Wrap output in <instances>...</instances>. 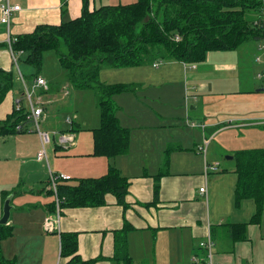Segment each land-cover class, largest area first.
Wrapping results in <instances>:
<instances>
[{
  "label": "crops",
  "instance_id": "1",
  "mask_svg": "<svg viewBox=\"0 0 264 264\" xmlns=\"http://www.w3.org/2000/svg\"><path fill=\"white\" fill-rule=\"evenodd\" d=\"M9 1L19 5L20 10L12 15L9 32L7 26L0 23V69L5 71H12L14 64L8 51V38L30 33L39 24L58 25L74 20L81 15L83 7V0ZM133 1L87 0V9ZM259 42V39L243 42L234 49L215 51L216 55L209 52L199 63L181 60L164 63L159 59L110 68L122 71L124 77L119 79L107 78L103 70L101 82L130 85L129 89L112 95L118 122L129 131L128 149L122 154L108 158L92 155V130L100 125V112L95 104L92 118L86 119L87 116H83L76 106L75 127L52 128L57 134L74 136L72 145L63 146L56 139L58 147L47 151L50 170L69 176L61 180L62 184L76 185L81 178L99 177L109 166L116 168L129 181L126 208L107 193L104 204L62 209L60 232L76 233L77 254L83 260L98 257L94 264H114L111 258L114 231L122 229L128 222L132 229L127 233V251L134 264H147V260L148 264H200L204 251L200 249L199 241L208 233L214 243L211 253L218 263L264 264V209L260 222L251 223L255 213L254 201L245 198L238 205L233 201L237 180L234 162L225 166L219 161L209 164L206 155V145L228 129H257L260 131L258 136L264 140V83L257 77L263 68L253 72ZM19 55L24 58L23 52L18 53V58ZM257 63L263 64L262 61ZM25 67L21 71L24 81L17 76L14 88L0 103V121L11 113L17 102L26 106L25 89L33 92L30 93L42 108L45 120L49 104H67L63 101L67 96H64L69 93L70 97L73 93L72 90L65 91L64 81L57 85L53 77L42 72L35 74L30 66L25 64ZM37 76L46 80L47 89L35 85ZM63 76L66 79L65 71ZM174 78L181 97L184 95V102L180 103L182 112L172 109ZM20 92L21 98H18ZM181 117L185 125L181 124ZM31 123L26 126L28 130ZM28 130L0 135V141L13 142L12 150L0 155V217L4 198L9 195L11 209L7 224L13 228L12 235L1 241L0 248L3 257L15 259V264H64L67 258H61L60 252L59 258L56 257L54 233L44 235L41 232L45 231L43 220L50 212L54 196L51 200L41 193L49 183L48 167L40 176L38 166L33 171L26 166L31 158L38 164L44 163L35 158L38 135ZM208 137H212L210 142ZM204 142L205 148L199 147ZM247 146L246 142L241 144V148ZM216 147L223 148L219 143ZM174 148L178 151L175 149L176 152L170 154ZM197 149L203 152V157ZM54 157L61 158L56 160ZM12 158L18 164L8 178L6 163ZM24 166L25 171H22ZM22 172L25 176L14 189ZM203 185L207 197L200 193ZM7 186L12 189L1 191ZM45 190V195L51 197L50 190ZM237 223H248L247 239L232 237L229 225ZM57 237L60 242L58 234ZM47 241L52 247L50 253L29 254L27 246L44 245Z\"/></svg>",
  "mask_w": 264,
  "mask_h": 264
},
{
  "label": "trees",
  "instance_id": "2",
  "mask_svg": "<svg viewBox=\"0 0 264 264\" xmlns=\"http://www.w3.org/2000/svg\"><path fill=\"white\" fill-rule=\"evenodd\" d=\"M261 0H136L127 4L101 5L87 9L83 0L81 15L58 25L39 24L30 33L18 35L12 43L15 52H23V62L39 73L43 53L54 51L67 81L77 88H92L97 96L100 125L94 128V156L114 157L127 151L129 131L120 126L112 95L130 88L125 83H103L99 72L104 63L115 67L134 66L159 59L199 63L209 52L234 49L243 42L261 37L254 24L262 8ZM175 36L180 39L175 40ZM20 61H22L19 55ZM18 58V60H19ZM23 75V74H22ZM24 76V75H23ZM15 73L0 69V103L13 87ZM24 106L13 108L0 121V135L28 130ZM237 175L233 201L251 198L255 213L250 222L258 223L264 204V147L238 150L233 154ZM49 178V177H48ZM129 181L113 166L95 178H81L76 185L58 181L62 208L98 206L105 195L127 207L125 197ZM54 199L50 211L54 209ZM248 223L227 224L234 239H247ZM128 222L114 231V264H134L127 251ZM9 224H0L1 241L12 235ZM59 252L64 264H94L99 258L83 260L77 254L75 232H59ZM3 257L0 264H15Z\"/></svg>",
  "mask_w": 264,
  "mask_h": 264
},
{
  "label": "rangeland",
  "instance_id": "3",
  "mask_svg": "<svg viewBox=\"0 0 264 264\" xmlns=\"http://www.w3.org/2000/svg\"><path fill=\"white\" fill-rule=\"evenodd\" d=\"M175 38L180 39L179 36H175ZM209 54H211V55L215 54L216 55V52L213 51V52H210ZM170 60H176V59H162V62L165 63L166 61H170ZM253 64H255L253 72L256 73L257 70H259V69H261V67H263L264 62L261 66L257 62H255ZM12 65H13L12 72L15 73V75H16V77H14L13 79L16 80L17 76H18V70L23 71L27 67H25V63L20 61V58L18 60V68L15 65V63ZM26 65L30 66L34 72L36 71V69L33 66H31L29 64H26ZM101 67L102 68H101V71L99 73V79L100 80H103L101 78V76H102L101 72L103 70L105 72L104 75H106V77L109 79H119V78L124 77V74H121L122 71H118L117 69H110V68L114 67L111 64L104 63ZM39 70H40L39 71L40 73L42 72L43 74H45L48 77H53L54 83L57 85L63 83V81H64L65 82L64 83V85H65L64 89L66 88L65 91L66 90L67 91L72 90V92H73L70 96L72 98L69 97V93L64 96V97L67 96V98L63 100V101H66L67 104L62 103L61 105H58L57 103H53V104H49L47 106V110H48L47 119L45 120L44 119L45 117L42 118L43 116L39 119L40 128L42 130H47L51 133L53 131L52 128H59V127L64 128L66 126L69 129L70 128L72 129L73 127H75L76 121H77L76 120V109H77L76 106H78V110L81 111V114L83 116H87V117H85L86 119L91 117L92 108H93L94 104L96 105L97 109L99 108L98 104H97V96H96L94 89H92V88L91 89L90 88H77L76 89V87H74L72 84H70L67 81V79H65V76H63L64 71L59 67V65L57 63V57H56V54L54 53V51L47 49V51H45L43 53V60H42V63H41ZM60 77H63L64 80H63V78L61 80H59ZM172 81L174 83L173 91H172L173 98L171 101L172 107H174V108H172V109L175 111H177V110L181 111V109H180L181 104L180 103L184 102V95L181 97L182 94L180 92V89L177 88V86H175L177 79L174 78ZM256 81L258 83V80H256ZM30 92L33 94L32 91H30ZM75 92H76V94H75ZM18 98H21V92H20V95H18ZM73 99H75L74 103L72 102ZM68 119L70 121H68ZM184 121H185L184 118L181 117V124L185 125ZM82 123H83V120H82ZM29 126H30L29 130L30 131L33 130V132H34V129H35L34 124L31 123ZM262 129L264 130V127H262ZM29 130H28V132H29ZM258 134H260V131L257 129H253V130L228 129V130L223 131L220 135H218L211 142V144L208 143L209 146H208V144L206 145L208 147V148H206V150H207L206 151L207 161L209 162V164H213L214 161H219L222 166L228 165V164H230V162H234L233 160L226 159L225 156L233 155L234 153H236L238 151V149L239 150L253 149V147L254 148L257 146L261 147L262 145H264V140H262V138L260 137V135L258 136ZM210 138H212V137H208L209 142H210ZM245 142H246V145H248V146L245 148L244 147L241 148V144H243V143L245 144ZM217 143H219L223 148L220 149V148L216 147ZM56 146L58 147V144L56 142V138H53L52 142L46 147V151H49V150L51 151V149L53 151V148H55ZM200 146H203L205 148V142L202 143L201 145H199V147ZM12 148H13V142L11 140L5 141V142L0 141V155L3 154L4 151H6L5 153L9 152V150L11 151ZM175 149L176 148L172 149L170 151V154L171 153L173 154L174 152H176L177 149L176 150ZM56 151H57V149H56ZM197 152L203 157V152L201 150L197 149ZM10 155H12V154H10ZM54 155H56V154H54ZM47 156H48V154H47ZM10 157H12V156H10ZM54 158L56 160H58L61 157H54ZM48 160H49V158H48ZM17 164H18L17 161H15L13 158L10 159V162L6 163V166H7L6 169L8 170V178H10L12 173L15 171ZM40 165L41 164L36 163L33 158L29 159L28 163L26 164V166L30 167V169L32 171L34 170L35 166H38L40 168L39 174H40V176H43L47 171V168H46L47 166H46L45 162L43 163V165H41L42 167H40ZM26 166H24L22 168V171H25ZM51 166L54 168V165L52 162H51ZM45 168H46V170H45ZM172 168L173 167H171V169ZM23 173L24 172H22V174L19 176L20 178H19V181L17 182V184H15L13 186L14 189H17L18 186L20 185V179L25 176V174H23ZM37 179L39 180V176L37 177ZM39 184H41V183H39ZM41 185H43V184H41ZM41 188H42V186H41ZM11 189H12V186H7V187H4L3 190H1V191L4 192L6 190H11ZM45 189H49V186L47 185ZM45 189H42L41 193L44 194L45 198H49L52 200V194L50 193L51 197L48 195H45L46 194ZM8 196L9 195H6L4 200ZM41 232L44 235L50 234L49 232H43V231H41ZM53 236H55L57 239V241L55 240L54 245H56L55 246V253L57 254L56 257L59 258V240L57 237V233H54ZM27 249H28L29 254L34 253V255H36V256H39L42 252L50 253L52 251V247L50 246V242H48V241L44 245L37 244V245L27 246ZM27 263L28 262H25L24 264H27ZM147 264H148V260H147ZM149 264H150V262H149Z\"/></svg>",
  "mask_w": 264,
  "mask_h": 264
},
{
  "label": "built area",
  "instance_id": "4",
  "mask_svg": "<svg viewBox=\"0 0 264 264\" xmlns=\"http://www.w3.org/2000/svg\"><path fill=\"white\" fill-rule=\"evenodd\" d=\"M261 1L263 4H262L261 10L259 11L260 14L258 18L254 21V24H256V26L261 28L260 30L261 37L259 38L261 42H259L257 45L258 53L255 56V60L257 62H261V61L264 62V0H261ZM19 7H20L19 5L12 4L9 0H1L0 2V23L7 26L8 32L10 31L9 26H10L12 15L17 10L18 11L20 10ZM14 40L15 38L13 39L8 38L7 40L8 48H9L8 51H10L13 62L18 68V53L19 52H15L12 48V43ZM175 40H178V39L175 38ZM262 68L263 69L257 73V77L261 80V82L264 83V67ZM18 77L21 78L22 82L24 81L21 70H18ZM34 81H35V85L40 86L43 89H47V82L42 76L35 77ZM24 97L26 99V103H25L26 106L24 107L26 108L28 112L26 118L34 124L35 126L34 131L38 135V139H39V147L36 151L35 158L37 161L45 162L46 166L49 168L48 186H49L50 193L54 196V203H55L54 209L53 211L48 212L45 215L44 220H43V228L45 230L44 232L59 233L60 232V217H61V212L63 208L61 205V202H62L61 197H59L58 195V181L66 180L69 178V176L63 173H55L50 170L46 147L52 142L53 138H56L57 142L60 144H63V146L72 145L74 143V136L68 133L57 134L56 132L50 133L47 130H42L40 128V123H39V119L42 117V112H43L42 108L38 106L37 103H35L31 93L27 89H25L24 91ZM21 106L23 105L17 102L14 107L16 109H19L21 108ZM68 121L70 120L68 119ZM200 193L207 197V189L205 185H203L200 188ZM213 245L214 243L209 233L204 239L199 241V247L200 249L204 251V258L201 260L200 264H220L214 259L213 254L211 253ZM193 261L197 263L196 258H193Z\"/></svg>",
  "mask_w": 264,
  "mask_h": 264
},
{
  "label": "water",
  "instance_id": "5",
  "mask_svg": "<svg viewBox=\"0 0 264 264\" xmlns=\"http://www.w3.org/2000/svg\"><path fill=\"white\" fill-rule=\"evenodd\" d=\"M233 155L225 156L226 159H233ZM10 196H8L3 203L2 216L0 217V224H7L10 216Z\"/></svg>",
  "mask_w": 264,
  "mask_h": 264
},
{
  "label": "bare ground",
  "instance_id": "6",
  "mask_svg": "<svg viewBox=\"0 0 264 264\" xmlns=\"http://www.w3.org/2000/svg\"><path fill=\"white\" fill-rule=\"evenodd\" d=\"M49 169V168H48ZM52 171V170H51ZM53 172V171H52Z\"/></svg>",
  "mask_w": 264,
  "mask_h": 264
}]
</instances>
